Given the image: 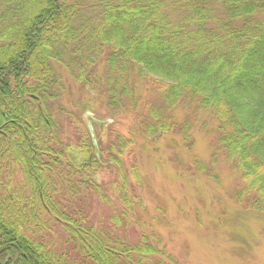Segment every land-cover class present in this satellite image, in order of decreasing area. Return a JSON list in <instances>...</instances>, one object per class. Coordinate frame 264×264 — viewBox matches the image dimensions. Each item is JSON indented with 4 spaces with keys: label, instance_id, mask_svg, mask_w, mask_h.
<instances>
[{
    "label": "trees",
    "instance_id": "obj_1",
    "mask_svg": "<svg viewBox=\"0 0 264 264\" xmlns=\"http://www.w3.org/2000/svg\"><path fill=\"white\" fill-rule=\"evenodd\" d=\"M67 85L127 117L131 137L104 147L110 129L62 110L64 136L51 107ZM179 107L185 126L216 125L213 155L241 175L235 200L264 223V0H0V264H173L144 232H112L136 206L130 139L176 134L191 148ZM105 171L122 209L102 229L79 203L108 199Z\"/></svg>",
    "mask_w": 264,
    "mask_h": 264
},
{
    "label": "rangeland",
    "instance_id": "obj_2",
    "mask_svg": "<svg viewBox=\"0 0 264 264\" xmlns=\"http://www.w3.org/2000/svg\"><path fill=\"white\" fill-rule=\"evenodd\" d=\"M54 66L60 73L64 71L60 64ZM87 100H94L90 118L105 122L103 127L113 134L106 138L102 132L104 147L114 142L116 135L125 140L131 137L130 131L135 128L127 117L112 116L92 93L75 85H67L51 107L64 136L75 132L60 111L85 119L77 105L83 108ZM172 117L179 126L190 121L180 107ZM200 118L199 123L185 126L187 138L192 141L190 149L176 134L160 136L153 142L139 133L130 139L133 145L124 151L121 161L134 188L136 206L128 215L127 226L112 233L132 243L144 232L173 264H264V223L257 214L244 211L245 204L236 202L241 175L220 152L214 157L216 125ZM201 123L207 124L205 130ZM201 168L206 174L200 172ZM132 172L138 177L136 182ZM114 179V172H99L96 176L95 182L103 186L107 200L94 193L80 197L79 206L85 207L91 222L102 229L110 227V218L122 209L115 192L110 190L109 183Z\"/></svg>",
    "mask_w": 264,
    "mask_h": 264
},
{
    "label": "water",
    "instance_id": "obj_3",
    "mask_svg": "<svg viewBox=\"0 0 264 264\" xmlns=\"http://www.w3.org/2000/svg\"><path fill=\"white\" fill-rule=\"evenodd\" d=\"M84 118H85L84 120H85L86 123L88 124L89 128H90V124H91V123H95V124H97V125L106 126V123H105V122H100V121H97V120H95V119H93V118H90L89 113H85V114H84Z\"/></svg>",
    "mask_w": 264,
    "mask_h": 264
}]
</instances>
